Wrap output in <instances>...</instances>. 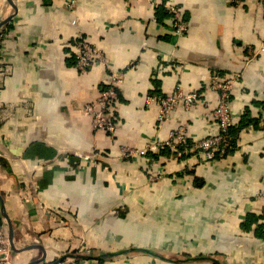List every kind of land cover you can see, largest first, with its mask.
I'll return each instance as SVG.
<instances>
[{
	"label": "crops",
	"instance_id": "crops-1",
	"mask_svg": "<svg viewBox=\"0 0 264 264\" xmlns=\"http://www.w3.org/2000/svg\"><path fill=\"white\" fill-rule=\"evenodd\" d=\"M0 0V225L11 264H264V7L256 0ZM164 2L180 7L178 35ZM105 63L75 66V39ZM121 71L115 133L85 103ZM232 91L237 148L212 163L121 157L158 133L148 94H199L185 124L218 133L211 77ZM262 193V194H261ZM9 239V238H8Z\"/></svg>",
	"mask_w": 264,
	"mask_h": 264
},
{
	"label": "built area",
	"instance_id": "built-area-1",
	"mask_svg": "<svg viewBox=\"0 0 264 264\" xmlns=\"http://www.w3.org/2000/svg\"><path fill=\"white\" fill-rule=\"evenodd\" d=\"M75 0H70L69 5H73ZM232 4H237L242 0H229ZM258 4L264 7V0H256ZM166 11L171 15L173 30L178 35H183L187 28L188 22L182 17L180 7L175 4L164 2ZM4 33H0V49L1 41ZM75 66L79 69H84L94 63H105V57L100 49L89 43L81 35L75 39ZM121 71H112L109 75V82L103 86L97 97L85 103L84 110L91 117V123L95 130L103 131L108 134L115 133L117 129V121L115 120L111 109L118 97L117 84L122 81ZM239 73H232L222 77L213 76L209 81V87L217 93V100L210 113L218 126V133L207 135L194 141L190 146L187 144L188 131L185 124L179 125L176 129L168 131L166 137L161 136V129L177 106H183L189 109L194 106L199 100L197 91L184 90L177 86L172 92L167 94H148L145 99L147 106L154 104L157 107L156 126L158 133L152 139L141 147H131L128 145L121 146V157L132 158L135 156H143L147 159V171L150 180L157 181L163 176V172L155 168V164L159 157L149 156L148 153H159L161 147L168 146L175 154L165 156L166 160H185L194 158L197 162L212 163L215 159L224 157L225 152V133L230 126L235 123L232 114V91L235 83L239 80ZM184 146L181 151H177V146ZM188 153L185 159H180L179 155ZM218 154V157L215 155ZM160 155V154H159ZM262 194V193H261ZM264 194V192H263ZM0 264H11L9 239L6 230L0 225Z\"/></svg>",
	"mask_w": 264,
	"mask_h": 264
},
{
	"label": "trees",
	"instance_id": "trees-1",
	"mask_svg": "<svg viewBox=\"0 0 264 264\" xmlns=\"http://www.w3.org/2000/svg\"><path fill=\"white\" fill-rule=\"evenodd\" d=\"M167 12V11H166ZM168 13V12H167ZM169 14V13H168ZM235 124H233L232 126H230L228 128V130L226 131L225 133V143L224 144V147H225V152H224V156L230 154L231 152H233L236 148H237V145H236V129L237 127L234 126ZM194 143V140H192L190 137L187 139V144L184 145V146H190ZM183 145L182 146H177V151H181L184 147ZM176 152L172 151L168 146H163L161 147L159 153H152V152H149L148 155L149 156H154V155H159V154H162V155H167L169 156L170 154H175ZM189 154L188 153H182L181 155H179V158L180 159H185L187 158ZM216 157H218V154L215 155ZM155 157V156H154Z\"/></svg>",
	"mask_w": 264,
	"mask_h": 264
},
{
	"label": "water",
	"instance_id": "water-1",
	"mask_svg": "<svg viewBox=\"0 0 264 264\" xmlns=\"http://www.w3.org/2000/svg\"><path fill=\"white\" fill-rule=\"evenodd\" d=\"M6 22V20L0 21V27ZM8 238H9V244H10V229L8 230ZM11 245V244H10Z\"/></svg>",
	"mask_w": 264,
	"mask_h": 264
}]
</instances>
